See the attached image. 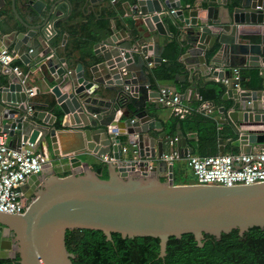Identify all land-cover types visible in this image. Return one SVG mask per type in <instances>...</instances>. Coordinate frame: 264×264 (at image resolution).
<instances>
[{"label":"water","instance_id":"water-1","mask_svg":"<svg viewBox=\"0 0 264 264\" xmlns=\"http://www.w3.org/2000/svg\"><path fill=\"white\" fill-rule=\"evenodd\" d=\"M6 2L0 0V52L12 47L29 64L42 52L32 38L38 36L42 47L55 35L53 25L65 15L66 0H26L24 16L18 0H11L9 7ZM215 3L201 17L197 8L184 17L180 0H139L131 28L114 26L112 34L92 44L89 74L82 64L68 70L64 58L43 62L52 76L53 96L52 103L38 104L43 109L27 98L31 86L21 84L20 76L4 74L0 64V132L30 147L44 146L70 167L65 176L30 175L20 186L26 210L0 212V258L18 255L15 264H73L65 235L75 229L101 231L107 241L112 233L123 239L158 238L159 258L166 256L170 237L192 234L196 245L203 247L205 235L219 240L233 230L243 237L253 227L264 229V182L232 187L175 184L173 165L160 160L169 136L153 117L157 107L149 103L159 101L161 93L149 88L143 68L148 51L156 64L161 61L157 37L171 35L163 22L167 16L185 26L186 65L207 64L213 69L211 78L226 80L222 99L232 106L219 108L218 123L230 125L238 136L229 149L223 142L218 154H233L234 148L248 154L254 145L264 144V90L235 88L232 75L237 66L264 69V42L244 41L248 35L264 41V0ZM245 25L258 28H241ZM66 39L63 35L62 44ZM174 80L186 82L187 73H177ZM164 90L177 95L175 87ZM132 136L136 153L130 148L123 154L121 146ZM177 146L182 157L192 154L185 138L180 137ZM109 153L116 162L105 163L107 177L102 178L103 173L84 159ZM6 230L13 233V243L2 240Z\"/></svg>","mask_w":264,"mask_h":264},{"label":"trees","instance_id":"trees-1","mask_svg":"<svg viewBox=\"0 0 264 264\" xmlns=\"http://www.w3.org/2000/svg\"><path fill=\"white\" fill-rule=\"evenodd\" d=\"M26 0H18L17 7L22 10ZM139 0H125L128 6L137 5ZM9 2H7L8 4ZM68 13L54 22L55 35L50 39L49 45L53 54L64 58L67 68L74 71L80 64V56L89 49L93 43L99 42L112 34L114 25L108 11L120 6L116 0H66ZM10 19H15L13 15ZM114 25V26H113ZM171 26V24L169 23ZM67 35V41L62 44V36ZM184 32L180 29L174 31L170 44L175 53L162 60L156 67L149 69L151 88H156L157 81H172L177 73H186L184 65L179 61L184 51ZM20 70L21 63L16 59L13 63ZM86 71L88 66L85 65ZM88 74V73H86ZM239 82L241 89L264 90V80L259 69H240ZM190 96L184 100L189 109L183 118L172 117V134L179 127L180 137L186 139V146L192 150V155L200 157L217 155L219 146L237 138V132L228 129L219 130L218 115L208 114L200 109L203 102H209L214 110L228 107L227 101L222 99L226 91L225 82L209 79L206 70L195 69L188 72V79L180 89ZM53 102L52 95L48 94ZM227 109V108H226ZM124 140V137H121ZM234 153L238 149L234 148ZM94 169L103 173L106 178L105 163L100 162ZM164 180V178H162ZM193 183V181L191 182ZM112 240L107 241L101 231L79 230L67 231L65 235L66 248L74 254L73 264H264V229L258 227L249 229L243 237L237 230L223 234L219 240L205 235L203 247H198L192 234H184L180 239L170 237L167 242L166 256L159 258V239L152 237H136L123 239L120 234L112 233ZM18 255L14 258H0V264H15Z\"/></svg>","mask_w":264,"mask_h":264},{"label":"built area","instance_id":"built-area-1","mask_svg":"<svg viewBox=\"0 0 264 264\" xmlns=\"http://www.w3.org/2000/svg\"><path fill=\"white\" fill-rule=\"evenodd\" d=\"M15 57L16 53L12 48L0 52L2 72L19 75L21 84L25 85L28 75L13 64ZM148 65H153V62L149 61ZM232 75L236 80L234 87L239 89L240 68H233ZM260 75L264 80V69L260 70ZM160 93L159 102L171 107L174 116L183 118L189 113L187 107L181 106L178 94L170 96V93H166L164 89L160 90ZM26 94L27 98L31 99L35 95V88L30 87ZM201 109L206 113L212 111L207 102L203 103ZM135 138V136L129 137L128 143L121 146L123 154L127 153L129 148L135 147ZM178 140V136L168 138V150L161 155L160 160L172 165L184 160L195 184L232 187L264 182V144L254 145L248 154L223 152L205 157L190 154L184 158L177 146ZM31 148L24 143H20L17 147L11 146L8 135L0 132V212L10 215L22 214L26 210V205L21 198L20 186L30 175H37L43 171L45 165L52 164L53 159L48 153H36ZM133 153H136L134 149ZM100 160L103 163L116 162L108 155L101 156Z\"/></svg>","mask_w":264,"mask_h":264},{"label":"crops","instance_id":"crops-1","mask_svg":"<svg viewBox=\"0 0 264 264\" xmlns=\"http://www.w3.org/2000/svg\"><path fill=\"white\" fill-rule=\"evenodd\" d=\"M7 2H9L7 5L8 7L10 6V1L11 0H6ZM118 2H120V6L118 7H114L112 9H110L108 11V15L112 18L113 20V24L116 25L118 24L119 26H115V29H121L123 27V25H126L128 28H131L132 24L134 23L135 17L138 14V7L137 5L134 6H128L127 3L125 2V0H116ZM182 3L183 8L185 9L184 12V17H189V11L193 10V9H199V17L203 16L205 13L206 7L210 6V5H214L217 6V4L215 3V0H210L209 3H205L203 0H180ZM204 2L199 4V2ZM6 2V3H7ZM199 4V5H198ZM24 7V6H22ZM64 10L65 13H63V11H57L59 12V14H65L64 16L67 15L68 13V8L65 4L64 6ZM25 8V7H24ZM62 16V17H64ZM59 18H61V16H59L56 20H58ZM55 20V22H56ZM163 22L165 24H167L168 29L171 33L170 36H158L157 37V43H158V56L161 58V61L168 58L169 56L171 57L174 53H175V49L173 47L172 44H170L171 42V38L172 35L174 33L175 30L180 29L184 32L183 38H184V51L183 54L186 52L187 49V43H186V39H185V26L183 23H180L181 26H178L177 24H175V20L170 17L167 16ZM169 23L171 24V26L169 25ZM113 25V26H114ZM241 28H246V29H250V30H256L258 27L257 26H252V25H245L242 26ZM66 35V34H64ZM67 36V35H66ZM38 37V36H37ZM37 37H33L32 38V44L35 47H39L42 52H40V57L39 58H33L31 60V62L29 64H25L24 61L22 59H20V53H16V59H18L21 63V67L24 70H21L23 73L28 75V79H27V84H29L31 87L35 88V95L31 98L32 102L36 104V109H43L40 105L41 102L45 101V100H49V98H45L46 95H50L51 92V87L52 84L50 83L52 81V76L49 73L46 65H42L44 61H46L47 59H54V61H58V57H56L52 50L50 49V45H49V41H43V46L40 47V42L37 39ZM68 38V37H67ZM63 39V36H62ZM67 41V39H66ZM65 41V42H66ZM244 41L248 42V43H259V42H264L261 36L258 35H248V36H244ZM12 48V47H10ZM44 48V49H43ZM9 49V48H8ZM25 49H22V54L24 53ZM94 56L93 54V49L92 46L87 49L81 56H80V64H82L83 69L85 74L90 72V69L93 65L91 58ZM146 64L144 65V72L146 74V76L149 79V88L152 91H156V90H162L165 88H170V87H175L176 92L178 95L183 94L181 93V88L182 85L184 83H180V82H176L175 80L166 82V81H157L156 82V88H151V79H150V73H149V69L156 67L158 64H156L154 62V56L152 55L151 51H148V54L144 57ZM210 59V56L206 57V61H208ZM152 61L153 65L149 66L148 62ZM179 61L184 65L185 69H186V73H187V79H188V72L189 71H193L195 69H199V70H206L207 73L209 74V79L210 80H215V81H219L218 79H213L211 78V72L213 71V69H211L209 66H205V65H186L183 56H181L179 58ZM85 65L88 66V70L86 71L85 69ZM65 68H67L66 62L64 64ZM237 68L240 69H255V68H245V67H239L237 66ZM68 69V68H67ZM11 77L16 76L15 74H10ZM19 76V75H17ZM187 81V80H186ZM225 81V79L223 80V82ZM52 95V94H51ZM190 96V91L186 93L185 99H187ZM53 97V96H52ZM184 99V100H185ZM181 100V99H180ZM184 100H181V106L186 107V104L184 102ZM51 102V101H50ZM204 103V102H203ZM200 106V109L203 106ZM209 104V106L212 108V111L208 114H214L216 113L218 115V120L220 119V113L219 111H215L214 107L211 103L207 102ZM228 103V107H224L225 109H229L232 106V102L231 101H227ZM151 104V106L153 107H157L155 113L153 114V117L160 121L162 126H163V130L166 131L167 135L169 137H172V126H171V119L172 117H174L173 113H172V109L171 107H168L164 104H162L159 101L153 102V103H149ZM226 109V110H227ZM202 110V109H201ZM218 128L219 130H230L232 132H234V129L230 126V125H221L218 123ZM179 130V128L177 127V129L174 131V135H177V131ZM236 132V131H235ZM41 137V135H40ZM39 137V138H40ZM168 137V138H169ZM8 142L11 146L13 147H17L20 145L19 141L17 139H13L8 137ZM130 149V148H129ZM165 152L168 150V145L167 143L165 144ZM31 150L35 151L36 153H45L46 149L44 148V146L41 145H37L36 147H32ZM228 152V151H227ZM47 153V152H46ZM50 155V154H48ZM108 156H112V153L107 154ZM50 157L53 159L52 164L50 165H45L44 169L42 171V174H51V173H55L59 176H65L69 173L70 167L66 164L65 160L63 159H56L55 157H53L52 155H50ZM85 161L88 162V164L94 168V166H96L97 164H99L101 162L100 158L95 157V156H88L84 159ZM176 165V168H175ZM167 173H163L161 174L162 177H165ZM173 179H174V183L175 184H187V183H191L193 181V177L190 174V172L188 171V168L185 165L184 160H180L177 161L173 164Z\"/></svg>","mask_w":264,"mask_h":264},{"label":"flooded vegetation","instance_id":"flooded-vegetation-1","mask_svg":"<svg viewBox=\"0 0 264 264\" xmlns=\"http://www.w3.org/2000/svg\"><path fill=\"white\" fill-rule=\"evenodd\" d=\"M2 240H5V241H10L11 243H13V233L10 232V231H5V237L2 239ZM6 246V244H4ZM7 252H10L9 250Z\"/></svg>","mask_w":264,"mask_h":264},{"label":"rangeland","instance_id":"rangeland-1","mask_svg":"<svg viewBox=\"0 0 264 264\" xmlns=\"http://www.w3.org/2000/svg\"><path fill=\"white\" fill-rule=\"evenodd\" d=\"M175 168H176V165H175ZM188 171L190 172V170L188 169ZM190 174H191V172H190Z\"/></svg>","mask_w":264,"mask_h":264}]
</instances>
